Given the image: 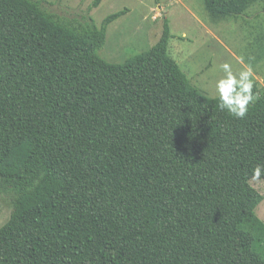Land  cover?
<instances>
[{
	"label": "trees",
	"instance_id": "obj_1",
	"mask_svg": "<svg viewBox=\"0 0 264 264\" xmlns=\"http://www.w3.org/2000/svg\"><path fill=\"white\" fill-rule=\"evenodd\" d=\"M100 0L95 2L96 5ZM240 15L264 0H204ZM0 0V264H264V97L235 119L169 53L124 63L107 25ZM254 92H258L256 84Z\"/></svg>",
	"mask_w": 264,
	"mask_h": 264
},
{
	"label": "rangeland",
	"instance_id": "obj_2",
	"mask_svg": "<svg viewBox=\"0 0 264 264\" xmlns=\"http://www.w3.org/2000/svg\"><path fill=\"white\" fill-rule=\"evenodd\" d=\"M46 9L77 23L93 18L102 27L111 14L126 10L107 25L101 56L124 63L149 50L161 37L166 24L172 37L169 53L191 82L205 95L215 97L219 65L230 62L234 70L251 65L259 97H264V4L255 3L240 15L211 13L204 0H42ZM243 61V64H241ZM254 84V85H255ZM252 183L264 193V176ZM13 204L0 193V227L11 216ZM256 212L264 221V200Z\"/></svg>",
	"mask_w": 264,
	"mask_h": 264
},
{
	"label": "clouds",
	"instance_id": "obj_3",
	"mask_svg": "<svg viewBox=\"0 0 264 264\" xmlns=\"http://www.w3.org/2000/svg\"><path fill=\"white\" fill-rule=\"evenodd\" d=\"M219 69L222 75L215 81L214 97L217 107L235 119H244L250 106L259 98V93L254 92V70L250 64L234 70L233 65L227 61L220 64ZM252 172L255 177H260L264 174V163L257 164Z\"/></svg>",
	"mask_w": 264,
	"mask_h": 264
}]
</instances>
